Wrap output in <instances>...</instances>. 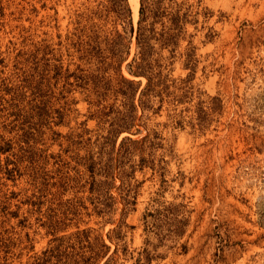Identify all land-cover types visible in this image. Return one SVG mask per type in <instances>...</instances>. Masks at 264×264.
Masks as SVG:
<instances>
[{
    "label": "rangeland",
    "instance_id": "1",
    "mask_svg": "<svg viewBox=\"0 0 264 264\" xmlns=\"http://www.w3.org/2000/svg\"><path fill=\"white\" fill-rule=\"evenodd\" d=\"M177 1L171 95L123 129L141 0L125 22L109 0H0V264H57L86 233L100 264H264V0Z\"/></svg>",
    "mask_w": 264,
    "mask_h": 264
},
{
    "label": "trees",
    "instance_id": "2",
    "mask_svg": "<svg viewBox=\"0 0 264 264\" xmlns=\"http://www.w3.org/2000/svg\"><path fill=\"white\" fill-rule=\"evenodd\" d=\"M109 1L111 7L121 16L122 22L128 20L131 15L128 0ZM188 16V11H184V3H179L177 0H141L136 34L137 50L132 61L128 63V70L135 77L144 76L147 81L142 86V79L129 78L120 73L122 84L118 86L116 91L122 93L124 98L123 129H130L134 124L139 105L142 106L143 110L152 108L157 111L162 107L165 97L171 95L169 81L174 82V79H171L170 72L166 69L170 59L177 53L176 49L180 46V40L185 35V28L189 21ZM124 29V32L127 33L125 26ZM131 31H134L133 27H131ZM118 38H122V40L115 39L112 44L113 49H115L112 56L115 58L114 61L118 60L121 55L123 59L124 54L128 55L131 50V41L127 35L118 33ZM166 50L169 51L168 55H165ZM186 60V65H190L196 60L193 49L188 48ZM91 75L95 76L94 73H90V75L82 73L78 77L87 81L88 76ZM138 92L140 97L137 103L135 99ZM156 103L159 105L154 108ZM127 138L131 140L129 136ZM92 178L95 183L94 173ZM157 227L154 223L150 225L152 229ZM92 239V236L86 233L85 236L78 237L79 245L76 243L64 245L65 242L57 245V264H100V260L107 254L110 247L105 242L101 243L97 238ZM66 247L72 251L63 249ZM152 259V252L145 248L144 251L139 252L135 264H151ZM109 260L110 257L105 264H110ZM39 264H48V261L45 259Z\"/></svg>",
    "mask_w": 264,
    "mask_h": 264
},
{
    "label": "bare ground",
    "instance_id": "3",
    "mask_svg": "<svg viewBox=\"0 0 264 264\" xmlns=\"http://www.w3.org/2000/svg\"><path fill=\"white\" fill-rule=\"evenodd\" d=\"M130 3L133 7L134 13L137 14L138 13V7H139V0H130Z\"/></svg>",
    "mask_w": 264,
    "mask_h": 264
}]
</instances>
